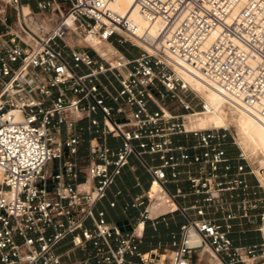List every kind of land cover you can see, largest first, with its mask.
<instances>
[{
    "label": "built area",
    "instance_id": "2783aa9c",
    "mask_svg": "<svg viewBox=\"0 0 264 264\" xmlns=\"http://www.w3.org/2000/svg\"><path fill=\"white\" fill-rule=\"evenodd\" d=\"M110 2L0 0V264H131L129 256L201 264L203 247L220 264H264V239L237 245L231 237L236 221L264 216V168L242 148L227 153L230 129L188 127L210 108L175 67L264 122V0H136L149 22L161 23L152 38ZM72 33L112 48L72 44ZM126 42L142 51L129 56ZM85 130L92 137L83 155ZM108 136L121 146L110 147ZM131 156L152 181L138 200L143 219L127 230L96 206ZM189 196L192 204L180 202ZM156 201L185 218L171 254L141 249L138 229Z\"/></svg>",
    "mask_w": 264,
    "mask_h": 264
},
{
    "label": "crops",
    "instance_id": "0c3cea01",
    "mask_svg": "<svg viewBox=\"0 0 264 264\" xmlns=\"http://www.w3.org/2000/svg\"><path fill=\"white\" fill-rule=\"evenodd\" d=\"M129 56H134V52L130 48L123 47ZM94 117L102 119L100 113L94 114ZM90 124L89 119L82 120L81 126L85 128ZM83 136L86 141L83 144L81 154H86L88 150V140L92 134L85 130ZM177 139L184 140L183 136H177ZM192 140V139H191ZM113 149L121 146V139L113 136H108L105 141ZM227 153L229 155H236L238 150L234 149L232 145L227 146ZM147 158L152 161V157L147 155ZM154 163H159V160H153ZM151 176L145 167L134 156L130 157L129 164L123 169L122 174L117 177L115 183L108 190L107 196L97 204L96 212H104L109 222H116L123 225L127 230H133L141 219L145 211V205H138V200L141 199L151 185ZM251 181L255 179L251 177ZM182 186L187 188L188 183L183 182ZM171 187L175 186L171 184ZM196 196H189L187 198H180V202L185 205L192 204ZM161 201H158V203ZM113 203H115L113 205ZM160 204V203H159ZM150 213L146 219L144 228L140 227L138 232L142 233L144 242L141 245L142 251H150L160 248L165 250L168 254L173 251V236L180 237L181 225L185 223V218L179 211L167 212L165 208L153 209L149 207ZM222 216V213H218ZM89 225L91 223L89 222ZM235 231L231 234L237 245L259 244L263 241L260 237H254L256 233L255 225L247 221L237 222L234 227ZM83 254L78 252L73 259L81 258ZM131 264H138L136 256H129Z\"/></svg>",
    "mask_w": 264,
    "mask_h": 264
},
{
    "label": "bare ground",
    "instance_id": "6f19581e",
    "mask_svg": "<svg viewBox=\"0 0 264 264\" xmlns=\"http://www.w3.org/2000/svg\"><path fill=\"white\" fill-rule=\"evenodd\" d=\"M109 5L112 11L122 16L128 17L132 23H135L137 25V31L139 35L146 38H152L159 33V30L161 29V23L149 22L148 19L138 10L136 6V0H111ZM71 24L73 25L74 29L75 24L74 22H72V20ZM88 40L94 47H96L98 50H101V41L94 37H88ZM139 42L143 46H145V43L140 40ZM175 67L178 72L194 86L196 91H198L201 97L205 99L207 105L210 108V111L204 114L207 115L206 118L197 115L190 116L188 127L200 129H205L208 127L229 129V120L231 124L235 125L238 128L244 148L249 147L253 150H261L264 153V122L261 121L248 106L240 105L236 101H233L232 99L226 97L218 89L210 87L202 80L194 77L177 63H175ZM191 117L194 118L191 119ZM198 117H200L199 123L206 124L198 125V121H196ZM212 122H215L216 124L224 123L225 126L214 125L202 127L211 124ZM262 180V182H264V176L262 177ZM153 189L157 192V185H154ZM158 207V201H156L151 206V210L157 209ZM191 241L193 243H200V238L196 233L192 232ZM211 253L213 252L211 251Z\"/></svg>",
    "mask_w": 264,
    "mask_h": 264
},
{
    "label": "rangeland",
    "instance_id": "374dc122",
    "mask_svg": "<svg viewBox=\"0 0 264 264\" xmlns=\"http://www.w3.org/2000/svg\"><path fill=\"white\" fill-rule=\"evenodd\" d=\"M70 41L72 42V44H81V45H85L87 44L88 42H85L81 37H77L75 34H71L70 37H69ZM89 47L90 45H92V43H88L87 44ZM101 50H99L101 53H106L108 49H110L112 46L111 44H109L108 42H105V43H101ZM123 48V46H121ZM124 47H127V48H130L132 52H134L135 55H138L141 51H142V48L140 46H137V45H134L132 44L131 42H126L124 44ZM92 49V48H91ZM197 116H201L203 118H206L207 115H204V114H200V115H197ZM194 118V117H191V119ZM199 119L200 117H198L196 119V121H198V125H204L206 123H199ZM214 125H218V126H225L224 123L223 124H216L215 122H212L211 124H208V125H205V126H202V127H206V126H214ZM228 125H229V129H230V133H231V139L233 141H235V144H232V147L236 150H238L239 148H242L245 152H246V155L248 156L249 160L251 163H255V165H261L263 168H264V153L261 151V150H253L252 148H244L243 146V143H242V140L240 138V134H239V130L238 128L231 124L228 120ZM264 176V172L260 175V180L261 182L263 181L262 180V177ZM254 178V177H253ZM264 182H262V186H263V191H264ZM253 225L256 226H261L263 231L261 230H256L254 231V233H256V235L254 237H260L261 239H264V216L263 218L261 217H258L257 218V221L255 223H253ZM200 252V255L199 257L201 256L203 258V261L201 262V264H220L219 261L214 258L213 256V253H211L210 249L208 247H203L201 250H199Z\"/></svg>",
    "mask_w": 264,
    "mask_h": 264
},
{
    "label": "trees",
    "instance_id": "16d2710c",
    "mask_svg": "<svg viewBox=\"0 0 264 264\" xmlns=\"http://www.w3.org/2000/svg\"><path fill=\"white\" fill-rule=\"evenodd\" d=\"M124 47V46H123ZM122 48V47H121Z\"/></svg>",
    "mask_w": 264,
    "mask_h": 264
}]
</instances>
